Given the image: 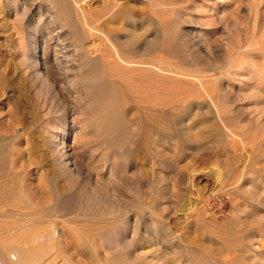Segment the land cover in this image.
<instances>
[{"label":"rangeland","instance_id":"obj_1","mask_svg":"<svg viewBox=\"0 0 264 264\" xmlns=\"http://www.w3.org/2000/svg\"><path fill=\"white\" fill-rule=\"evenodd\" d=\"M102 1L103 0H98V3L93 5L91 0H28L29 8L30 6L34 5L31 12L34 10H36L37 13L39 11H42V13L44 11L47 12V8L51 6L53 10H55L59 15L58 18L61 25L65 27V29L63 28L64 34H68L77 45L82 43L84 39L83 37L86 36L84 35L86 26L83 22L84 19L82 17L83 15L81 11L83 7L87 15V21L90 22H88L90 26L93 28H103V31L102 29H100L101 31L97 30V32L94 30L95 32H93V34L96 36L95 41L97 45L105 44L110 49H99V52L95 55V57L89 60L83 66L85 72L81 77L83 79L81 81L85 85L89 86V95L85 100V104H82V102H78L79 105L77 104L80 108L82 105H84L85 108L80 109L83 110V112L80 113V115L83 116L79 115V107H75L76 105L74 102L76 103L77 101H74V99L70 98V100H72L70 102L73 103L72 105L76 108V112H78L76 115L74 113L72 114L75 116L78 115V121H84L86 126L88 123L86 130L88 133H90H87V135H89L87 137H90L89 139L87 138L90 141L88 142L90 144V147L88 146V156H96H91L93 160H95V158L97 159V156L98 159L99 157L103 158L105 156L112 157L111 152L113 151V153L115 152L117 156L119 155V158H122V160H124V162L127 164V175L134 176V172L136 170L140 169L144 171L148 166V164H146V159L142 154V144L156 135H178V129L181 125H183L178 123H182L184 120H190V124L192 123L194 126H198L197 124L200 125V130H196V133L202 132L207 133V135H213L217 133L219 129V132L221 131V135L218 140H220L222 143L215 145L212 143L209 145V148L204 149V151H201V153H192V150H189L188 152L186 151V158L188 157L187 159H189L187 161H192L191 163L195 165L198 171H196L195 178L200 179L199 181H201V184H210L212 186L216 185V179L222 178L224 175V172L222 171V163H224V159H227L226 161L230 160V158L226 155V152L222 150L225 148L230 149V147L235 144V139L237 138L238 140H236V142L238 141L239 144L240 137L249 142L253 137L264 134V0ZM4 2H6V0H0V86H5V81L3 78H7L9 84L13 80L12 85H10L13 87H10L11 92L7 94L5 101L7 104H9L8 109H11V114H6L4 117H2L4 119H2V122H0V128L3 127L4 131L0 129V140H2V137H9L8 139L17 137V132L14 131L15 129L11 130L10 127H7L8 125L6 122H8V116L10 115L15 118V120L19 121L18 123H21V117H25L24 121L27 123L26 128H28L30 141H33L32 143L39 142L38 145H42V137L45 129L49 126L51 121H53L46 110L49 103L45 104L46 106L44 105L42 100H44L45 92H43V89H41L38 84L32 83L28 77V79H20L21 74H19V70L17 69L21 64V57L18 55L21 54L20 56H22V52L17 50L14 45H16L18 42L17 39L19 37V33L24 31V35L28 36L29 31L25 29L27 27L23 24L25 21L22 20L21 14H18L20 13V9L17 8V11L16 8H13L12 10L10 7L8 8L7 4ZM80 4L81 6H78ZM3 5H5L7 8L5 6L3 8ZM100 19L101 22H98ZM19 20H21L22 24H20L21 22ZM79 23L83 24L81 25ZM107 23H109L111 26ZM98 24L100 25L98 26ZM134 24L138 25L134 26ZM7 25L9 26L7 27ZM126 25H132L129 27V29H131V33L138 34L140 32H144V39L150 37L148 39L151 42L149 43L151 44V50L150 53L148 52V54L145 56H141L140 52L133 53L121 51L120 54L122 55L123 60H127L126 62L132 63H135V61L136 63H139V61H142L141 63L150 62L156 65L161 64L168 68H170L169 65H171L174 71L173 74L158 75L156 72L150 71V66H148V71H141L140 69H143L140 68L142 67L140 65L141 63H139V65H137L138 63L136 64L137 66L135 71L124 69L130 65H121L118 60V63L115 64L113 61L115 60V55L113 54L114 52L111 45L106 39V37H109L107 36L106 32L110 30V32H115L119 34V36H122L121 38H124L129 36V33H126L128 30V26ZM105 28L106 30H104ZM87 37L88 36H86V38ZM89 40L91 39L89 38ZM91 41H93V39ZM104 41H106V43ZM142 43L143 40H140V42L136 44V47ZM136 57L138 60H136ZM84 63L85 61H83V64ZM112 63L115 67H113ZM247 67L251 70L249 71ZM111 68H113V72ZM118 68H122V70L120 69L119 72H117ZM234 68L237 73L233 74L234 72H232L229 74L228 71ZM125 72L127 73L125 74ZM194 77H198L200 79L196 78L197 80H195ZM200 80L203 81V86L199 84ZM175 81L178 83L180 82V84L176 83ZM227 82L231 83L233 93H231V91H224L223 87L225 86L222 84H226ZM202 89H206L210 92L214 90V93L211 92L214 98L213 100L215 103L218 102L220 104L221 102V105L218 107V109L223 118V122L227 125V130L221 129L223 128L222 124L219 121L216 122L215 119H213L216 117V120H219L217 114L213 111V105L210 104L211 102L201 98V94L199 95V93H202ZM11 93L12 96L10 95ZM220 93H223V96L221 95V97H219L218 95ZM67 98L68 97L64 94L62 95L64 103ZM171 100L172 102H170ZM21 106H23V108ZM197 106H200V108H196ZM205 109H208L210 112L207 110L205 111ZM23 112L25 113L24 115H22ZM188 115L192 116L189 117ZM163 119L165 121H162ZM208 122L209 124H207ZM5 127L10 129L7 130ZM154 129L157 132H155ZM92 130L97 133L94 135L95 137L91 135ZM230 135H233L232 137L234 138H232ZM97 137L98 139H96ZM138 142L141 143L139 144ZM203 142L204 144H208L212 141L208 142V140H206ZM96 145L98 146L97 149L94 148ZM102 145L104 146L102 147ZM40 151L42 152L39 153ZM34 152H37L35 158H30V161L28 162L26 159L20 160L19 164L17 162V165H15V169L11 171L12 173L10 176H12V178L10 179H15V183L13 182V184L11 183L9 186L11 203L8 204V208L10 210H16L15 206H18L15 195L19 190L17 187H14V184L18 182L16 178H22L24 176L29 178L31 175L29 179H33V188L31 187L30 190L27 189L28 191L25 189L24 192L25 195H28L29 201L34 202V207H26L24 210L30 212L40 211V213H42V216L39 214L41 218L33 220V223L37 222L33 225H36V231L40 232L42 230V228L39 230V225L40 227L49 225L48 227H45L48 230H43H54V233L56 234L55 237L58 239L55 240V250H49L47 253V258L44 259V262L37 264H53V262H57L56 264H94L97 256H101L100 258H103V256L106 254L104 250L105 246L110 245L111 240L109 237L105 236L100 241L98 240L95 242L90 235V226L88 225L91 224V221L94 218H98L101 221H111L109 220L111 219V215L109 213L111 210L110 208L116 209L117 204L115 202L109 201L103 196L102 189H105L104 186L92 185L91 188L89 187V190L88 188H74L72 183L69 182L70 180L60 175L59 170L56 169L51 161L45 160L44 155L42 157L43 159H39L38 153L45 154L43 147L39 150H34ZM100 153H103V155L101 156ZM220 153L224 158L220 155ZM231 153L230 154L234 156V153ZM219 157L223 160V162ZM235 157L237 158L236 155ZM245 159L246 158L242 159L243 164L247 161V159ZM263 165L264 156H262L260 153L253 156V167L250 169L251 171L249 170L248 172H244V174L241 176L240 183L237 184L240 190L232 193V200L230 202L228 198L225 199V201L229 202V204H227V206L223 205V213L220 216L221 223L227 222V220H232V217H234V208H238L239 204L241 207H246L248 210L252 206H254L256 209L260 208L259 211L261 212L260 214L263 216L264 220ZM44 166L47 168L45 169ZM43 168L45 169V172ZM129 171H131L133 174ZM137 175V177L135 176L136 183L135 181H132L134 183L129 181L133 179V176L127 177V183H129L130 187L135 184L133 187H131L132 192L134 191L135 187V192L131 193L130 191L128 194H130L129 200L136 201L135 206H138L136 210L140 208V203L143 201V198L141 197L143 194L139 192L138 189V182L141 178L139 176L140 174ZM129 186H127L128 188L126 187V190L128 189V191L130 190ZM37 188H39L40 191ZM191 198L189 197V199L185 201V209L179 211V215L177 214V223L180 228L187 227L188 224L189 226H192L194 210L197 208V206L194 202H192L193 199ZM44 202L47 203L44 204ZM253 203L255 205H253ZM46 209L48 211H46ZM74 214L76 215L74 216ZM251 218L253 219V217H250V219ZM0 220V225H3L0 226V237L6 238L9 235H11V237H13V235L16 237V232L14 233V231L17 230V223L9 218ZM11 221L16 224L13 226ZM2 227L4 229H2ZM63 228L65 229L63 230ZM1 230L5 231L7 234ZM46 231L44 233H46ZM8 233L10 234L8 235ZM191 236H193V234ZM42 237L43 236L40 235L35 239L37 241V243L35 242V246L42 243ZM257 239L258 237L255 238L256 241L253 238L250 240L254 244L255 242L259 241H257ZM200 243L203 244V242ZM62 245L64 246L62 247ZM210 245L215 246L217 244L214 243ZM29 246L32 245L30 244ZM255 251L258 252L260 249L252 250L253 254L250 255L255 256ZM32 252L36 253L37 255L39 254L38 250H33ZM54 257L57 259L52 261Z\"/></svg>","mask_w":264,"mask_h":264},{"label":"bare ground","instance_id":"obj_2","mask_svg":"<svg viewBox=\"0 0 264 264\" xmlns=\"http://www.w3.org/2000/svg\"><path fill=\"white\" fill-rule=\"evenodd\" d=\"M91 1L93 5L98 3V0H91ZM4 3H6L7 7L8 8L10 7V9L12 10L13 8H16V10L17 8L20 9V13L18 14H21L22 20L25 21V23L23 22V24L26 25L27 27L25 29L29 31L28 36L24 35V31L22 33H19V37L17 39L18 42L16 43V45H14L17 50L22 52V56H20L21 54L18 55L19 57H21V64L17 69L19 70V74H21L20 79L28 77L32 83L38 84L40 88L43 89V92H45V96H44V100L42 101L44 102V105L49 103L47 105L48 108H46V110L48 115H50L51 118L53 119V121L50 120L51 123L45 129V132L42 137L43 140L42 145H38L39 142L32 143L33 141L31 142L29 139L28 128H26L27 123L26 121H24L25 117L24 118L21 117V123H18L19 121L15 120V118H13L10 115L8 116L9 120L8 122H6L8 125L7 127H10L11 130L15 129L14 131L17 132V137H14L13 139H8L9 137H2L1 138L2 140H0V219H4V218L11 219L12 221L17 223V224L13 223L11 221L13 223V226L14 224H16L17 230L18 229L19 230L18 231L13 230L14 233L16 232L15 233L16 237H14V235L13 237H11V235H9L10 233H8L9 236H7L6 238L0 237V264H37L40 262L42 263L44 262V259L47 258L48 251L55 250V240L58 239H56L55 237L56 234L54 233V230L46 231L48 229L45 227H48L49 225L45 227L44 226L40 227L39 225V230H41L42 228L41 230L42 232L41 231L37 232L35 229L36 225L33 226L34 224L37 223V222L33 223V220L40 219L42 213H40V211L30 212L24 210L26 209V207H31V208L34 207L33 205L34 202L29 201L28 195H25L24 192L25 189L30 190L31 187L33 188L34 185L33 179L32 180L29 179L31 175L29 176V178H26L25 176L22 178H16L18 182L14 184V187H17L19 190L15 195V197L17 198L16 201L18 203V206H15L16 210L14 209L10 210L8 208V204L11 203L9 186L11 185V183L13 184L15 180V179H10L12 178V176H10L12 173L11 171L15 169L16 167L15 165H17V162L19 164L20 160L26 159V161L28 162L30 161V158L32 157L35 158L37 152H34V150L37 149L39 150L42 147L45 154L43 153L39 154L42 152L40 151L38 153L39 159L40 160L43 159L42 157L44 155L45 160L51 161V163L56 167V169L59 170L60 175L70 180L69 182L72 183V186L74 188L76 189L88 188L89 190V187L91 188L92 185L104 186L105 189H102L103 196L107 198L109 201L115 202L117 204L116 209L110 208L111 209L110 212L108 211L111 215V219H109L111 221H101L98 218H94L91 221L90 225L85 223L86 225L90 226L89 232L92 239L95 242H97L98 240L100 241L105 236L109 237L111 240V244L105 246L104 250L106 254L104 256L102 255L103 258H100L101 256L100 257L97 256L94 264H264V220H263V216L260 214L261 213L259 211L260 208L256 209L254 206H252L248 210L246 207H241L239 204L238 208L237 207L234 208V217H232V220L229 221L227 220V222L224 223L220 222L221 219L220 216L223 213L222 211L223 205L227 206V204H229V202L232 200L231 198L232 193L240 190L237 184L240 183L241 176L244 174V172H248L250 169H252L253 156H255L258 153L264 156V134L262 135L260 134V136L253 137L249 142H247L244 138L240 137L239 144L238 141L236 142V140H238L237 138L235 139V144L231 147L229 146L230 149L225 148L222 150L226 152V155L230 158V160L226 161L227 159H224L226 162L224 161V163H222L223 168L221 167L223 169L222 171L224 172V175L222 178L216 179L217 184L214 186L210 184H201V181H199L200 179L195 178L197 169L195 165L191 163L192 161L191 162L187 161L189 159H187L188 157L186 158V151L188 152L189 150H192L193 151L192 153L194 152L201 153V151H204V149L209 148V145L212 143L214 145L218 143H222L220 140H218V138L221 135V131L219 132L220 129L218 130L217 133L213 135H207V133H202V132L196 133L195 132L196 130L197 131L200 130V125L197 124L198 126L196 125L194 126V124L192 123L190 124L189 122L190 120L185 121L184 119H182L184 120V122L181 121L182 123H178V124H183L178 129V133H177L178 135L176 136L175 134L169 136L154 135L155 137H151V139H148L147 141H145L144 144H142L143 145L142 154L146 159V164H148V166L146 165L147 169L144 171L140 169L136 171L134 170L135 175L134 176L130 175L133 176V179L132 178H129L132 180L128 179L130 182L135 181V176L137 174H140L139 176L141 179L139 182L137 180V182L139 183L138 186L139 192L143 194L141 196L143 198V201L142 203H140L139 206L140 208L136 210V208L138 207L135 206L136 201L129 200L130 194L128 193L131 191L132 189L131 187H133L135 184L134 185L132 184L133 186L130 187L129 183H127V177H130L127 175V168H128L127 164L124 162V160H122V158L121 159L119 158L120 157L119 155L117 156L115 152L113 153L112 150H111L112 152L110 151L112 153V157L111 156L107 157L104 155L105 157L103 158L99 157L98 159L97 156V159L95 158V160H93L92 157H96V156L94 155L88 156L89 155L88 146L90 145L88 143L90 142L88 140L90 137L89 138L87 137L89 135H87L88 132L86 131L88 127V123L86 122L87 123L86 126L84 121H82L83 123L81 121H78L77 119L79 118L77 117L78 115L75 116L78 112L79 115L81 112H83V110H80L81 108L82 109L85 108L84 105H82L80 108L78 106L79 105L78 102H82V104L83 103L85 104V100L89 95L88 92L89 86L85 85L81 81L83 80L81 77L85 72L83 66L89 60L95 57V55L99 52V49L100 50L103 48L105 50L110 49L107 45L104 44V42L106 43V41L103 42L104 45L100 44L101 46L97 45L95 41L96 36L93 34V32L95 31L97 32V30L100 29H102L103 31V28H99V27L93 28L90 26L89 24L90 22L87 21L86 18L87 15L83 7L81 9L83 16L82 15L81 16L83 17L84 19L83 22L85 23L86 26L84 30V35L88 37L86 38V36H84L82 43L77 45L68 34H64L63 30L65 29V27L61 25L60 20L58 18L59 15L55 10H53L51 6L48 7L47 6L48 4L46 5L48 7L47 12L44 11L42 13V11L41 12L39 11L37 13L36 10L31 12L34 5L30 6L29 8L28 0H6V2ZM5 5H3V8ZM78 6H81V4ZM19 21L21 22V20ZM98 22H101V19ZM20 24H22V22ZM79 24L82 25L83 23H79ZM99 25L100 24H98V26ZM135 25L138 24H134V26ZM8 26L9 25H7V27ZM126 26H128V30L126 31V33H129V36L121 38L122 36H119V34L115 32H110V30L107 29L108 31L105 32L109 37H106V39L108 40L114 52L113 54L115 55V60L113 61L115 62V64H117L119 61L121 65L124 64L130 65L128 67H125L124 69H129V71L130 70L135 71L136 66L139 65V63H141L142 61H139V63L137 62L138 64L136 63V61L135 63L126 62L127 60L126 61L123 60L120 52L121 51H127L133 53L140 52L141 56H145L148 54V52L150 53L151 44L149 43L151 42L148 39L150 37L144 39L145 36L144 32L134 34L131 33L130 31L131 29H129V27H131L132 25H126ZM104 30H106V28ZM89 38L91 40L93 39V41L89 40ZM140 40H143V43L141 45H138V47H136V44L140 42ZM78 59H79V63H78ZM136 60H138V58ZM83 61H85L84 64ZM112 65L113 67H115L113 63ZM140 65L142 66L140 68H143L140 69L141 71H148L149 69L148 66H150L151 67L150 71L156 72L158 75H166L171 73L173 74L174 72L171 65H169L170 68L165 67L164 65L161 64L156 65L150 62H143ZM111 69L113 72V68ZM120 69L122 70V68H118L117 72H119ZM248 70L250 71L251 69L248 68ZM127 72H125V74ZM232 72H234L233 74L237 73L235 71V68L228 71L229 74H231ZM194 78L195 80H197L196 78L198 77H194ZM3 80L5 81V86H0V120H1L0 122H2V119H4L2 118L4 117V115L11 114V109H8L9 104H7V102L5 101L7 94L11 92L10 87H13L10 86L12 85L13 80L10 82V84L7 78L6 79L3 78ZM178 84H180V82ZM199 84L201 86L204 85L203 81L201 80ZM222 85L225 86L223 87L224 91L226 92L231 91V93H233L230 82H227L226 84H222ZM211 92L214 93V90ZM211 92L204 89L202 93H199V95L201 94L202 95L201 98L205 100H209L211 102L210 104L213 105V111L217 114L219 120H216L217 119L216 117L213 119H215L216 122L219 121L222 124L223 128L221 129L227 130V125L223 122V118L218 109V107H220L221 105V102L220 104L218 102L215 103ZM63 94L69 98V99L67 98L65 103L63 102L62 99ZM10 95L12 96V93ZM221 95L223 96V93H220L218 96L221 97ZM70 98L74 99V101L75 100L77 101L76 103L74 102V104L76 105L75 106L76 108L79 107L78 109L80 111H78L77 109L78 112H76V108L72 105L73 103L70 102L72 101L70 100ZM170 102H172V100ZM21 107L23 108V106ZM196 108L199 109L200 106L199 107L197 106ZM206 110L208 111V109H205V111ZM72 113H74L75 115ZM24 114L25 113L23 112L22 115ZM188 116L190 117L192 115H188ZM162 121L165 120L163 119ZM207 124H209V122ZM0 129L3 130V127ZM92 131H91V135L94 136L97 134L95 131H93L92 134ZM155 132L157 131L155 130ZM230 136L232 137L233 135ZM96 139H98V137ZM206 140H208V142L210 141L212 142L208 144H204L203 141ZM97 145L94 148L97 149L98 147ZM103 146L104 145H102V147ZM231 152L234 153V156L231 155L232 154ZM102 155L103 153L101 154V156ZM235 155L237 156V158L235 157ZM243 158L247 159V161L244 162V164L242 163ZM221 161L223 162L222 159ZM35 184L38 185L37 183ZM127 186H129L130 188L129 191L128 189L126 190ZM37 189L40 191L39 188ZM92 190L95 191L94 189ZM133 192H135V187ZM133 192L131 191V193ZM189 197L190 198L192 197L191 199H193V201L192 200L191 201L194 202L197 206V208L194 207L196 208L195 210L193 209L194 218H193L192 226H189L188 224L187 227L180 228L177 223L178 221L177 216L179 215L178 214L179 211L185 209L184 203L187 199H189ZM226 198L229 199V202L225 201ZM47 202H44V204H46ZM253 205L255 204L253 203ZM46 211L48 210L46 209ZM75 215L76 214H74V216ZM250 217H253V219L252 218L250 219ZM9 224L12 225L11 223ZM2 229L4 228L2 227ZM64 229L65 228H63V230ZM45 231L46 233H44ZM3 232L6 233L5 231ZM192 234L195 237L191 236ZM40 235L43 236L42 243L39 245L36 244L37 246H35V242L37 243L35 239ZM257 237H258L257 241L258 240L259 241L253 244L250 239L253 238L255 240V238ZM200 242H203V244H201ZM214 243L217 244L218 246L215 245L216 246L215 247L210 245ZM30 244L32 246H29ZM63 246L64 245H62V247ZM254 249L256 250L260 249V251L258 252L255 251V256L254 255L252 256L250 254H253L252 250ZM33 250H38L39 254L37 255L36 253H33L32 252ZM56 259L54 257L52 261L53 260L55 261ZM56 263L53 262V264Z\"/></svg>","mask_w":264,"mask_h":264}]
</instances>
